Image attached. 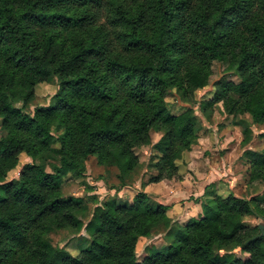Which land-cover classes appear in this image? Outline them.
Instances as JSON below:
<instances>
[{
  "label": "trees",
  "instance_id": "trees-1",
  "mask_svg": "<svg viewBox=\"0 0 264 264\" xmlns=\"http://www.w3.org/2000/svg\"><path fill=\"white\" fill-rule=\"evenodd\" d=\"M215 61L239 82L223 78L203 109L223 104L264 126V0H0V264H264L259 225L246 222L264 218V193L214 194L185 224L145 192L94 207L92 197L63 194L64 179L85 176L92 156L129 186L140 163L134 149L151 144V182L177 176L199 131L190 104ZM51 79L53 104L25 113ZM171 89L186 105L179 114L166 102ZM249 126L243 147L254 139ZM21 154L33 162L7 181ZM243 157L250 182L264 183V148ZM85 226L92 240L79 256L49 238ZM158 229L170 243L139 260V241ZM230 245L247 257L221 255Z\"/></svg>",
  "mask_w": 264,
  "mask_h": 264
},
{
  "label": "rangeland",
  "instance_id": "rangeland-1",
  "mask_svg": "<svg viewBox=\"0 0 264 264\" xmlns=\"http://www.w3.org/2000/svg\"><path fill=\"white\" fill-rule=\"evenodd\" d=\"M227 67L228 63L213 62L209 86L197 92L196 99L190 104L198 117L199 131L191 149L185 152L182 160L178 162L179 174L177 176L160 183L151 182L157 175V170L154 168L156 153L151 144L134 149L140 158V163L129 186L122 188L117 178L118 171L114 168L108 169L100 166L96 157L92 156L87 162L85 176H68L64 179V196H89L95 199L91 200V205L95 206L113 199L121 204H130L139 192H145L152 201L167 205L172 209L170 215L174 216L173 220L176 224L180 222L177 216L180 218L185 214V219L182 220L185 224L190 219L189 216L186 217L188 210L191 211L197 202L212 197V192H217L222 196L233 193L244 198L262 195L264 183L250 182L249 165L243 157V153L245 149L264 148V141L259 138V134L264 132V126L253 123L249 115H239L238 117L228 115L223 104L214 105L212 108L204 110L201 103L213 98L214 92L218 90V82L223 78L239 82V78L228 72ZM57 91L58 86L55 79L38 85L35 99L27 105L24 112L33 114L37 107L51 106ZM166 102L169 109L176 114L183 111L182 107H186L179 99L175 89L168 92ZM245 123L246 126L250 125L251 134H254V139L248 147L242 146V140L245 138L243 134ZM55 128L56 126H53L52 129ZM6 135L7 132L0 119V140ZM160 137L161 134L153 132V144ZM32 162L33 160L26 154H21L18 166L9 173L7 181L19 180L24 167ZM47 169L48 172H51V168ZM198 214L195 212L193 216ZM89 218L91 216L86 219V224ZM246 222L255 226L263 221L255 216H250ZM166 234L163 229H158L153 238H142L137 246L138 259L143 260L154 249L167 246L170 240L168 242ZM49 238L55 247L67 250L73 256H79L82 250L90 246L92 240L86 226L80 232L73 229L56 231ZM219 252L221 255H228L231 258L247 257L234 245L223 248Z\"/></svg>",
  "mask_w": 264,
  "mask_h": 264
},
{
  "label": "crops",
  "instance_id": "crops-1",
  "mask_svg": "<svg viewBox=\"0 0 264 264\" xmlns=\"http://www.w3.org/2000/svg\"><path fill=\"white\" fill-rule=\"evenodd\" d=\"M245 150H246V149H245ZM209 184H210V183H209ZM210 187H213V186H210ZM212 193H213V195H214V194H218L217 192H212ZM197 204H198V203H197ZM197 204H195L194 207L191 208V211L188 210V212L186 213V217L189 216L190 219H191V218H193V217H198L200 214H202V208H201V205H198V206H197ZM171 212H172V209H170V211H169V215H170ZM195 212H196V213H199V214H198L197 216H193V214H194ZM170 216H171V215H170ZM171 217L174 219V216H171ZM177 217H178V219H179V221H180L179 223H180V224H183V221H182V220L185 219V214H183L180 218H179V216H177ZM177 217H176V218H177ZM181 221H182V222H181Z\"/></svg>",
  "mask_w": 264,
  "mask_h": 264
},
{
  "label": "water",
  "instance_id": "water-1",
  "mask_svg": "<svg viewBox=\"0 0 264 264\" xmlns=\"http://www.w3.org/2000/svg\"><path fill=\"white\" fill-rule=\"evenodd\" d=\"M263 222L259 224V230L261 232L260 237L264 238V218H262Z\"/></svg>",
  "mask_w": 264,
  "mask_h": 264
}]
</instances>
